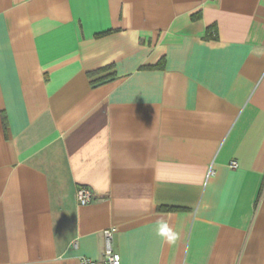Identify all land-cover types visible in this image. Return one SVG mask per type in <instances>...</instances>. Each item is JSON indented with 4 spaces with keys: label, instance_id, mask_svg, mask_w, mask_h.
Returning <instances> with one entry per match:
<instances>
[{
    "label": "crops",
    "instance_id": "0c3cea01",
    "mask_svg": "<svg viewBox=\"0 0 264 264\" xmlns=\"http://www.w3.org/2000/svg\"><path fill=\"white\" fill-rule=\"evenodd\" d=\"M110 228L122 264H264V0H0V264Z\"/></svg>",
    "mask_w": 264,
    "mask_h": 264
},
{
    "label": "built area",
    "instance_id": "2783aa9c",
    "mask_svg": "<svg viewBox=\"0 0 264 264\" xmlns=\"http://www.w3.org/2000/svg\"><path fill=\"white\" fill-rule=\"evenodd\" d=\"M232 167L237 166V162L231 163ZM213 170L209 171L211 174ZM95 195L94 193L87 187L81 186L77 190V199L81 205H88L92 202ZM115 228H110L105 231V236L107 240V244L104 250V255L102 261H96L94 259L88 257L81 258V264H122L121 255L116 252L112 246V240L114 236Z\"/></svg>",
    "mask_w": 264,
    "mask_h": 264
},
{
    "label": "trees",
    "instance_id": "16d2710c",
    "mask_svg": "<svg viewBox=\"0 0 264 264\" xmlns=\"http://www.w3.org/2000/svg\"><path fill=\"white\" fill-rule=\"evenodd\" d=\"M213 29H210V31L212 32Z\"/></svg>",
    "mask_w": 264,
    "mask_h": 264
}]
</instances>
